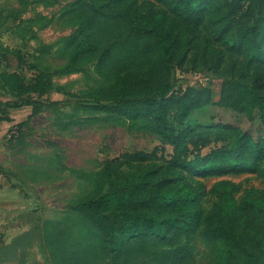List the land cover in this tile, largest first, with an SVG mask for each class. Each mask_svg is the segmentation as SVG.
<instances>
[{"label": "rangeland", "instance_id": "1", "mask_svg": "<svg viewBox=\"0 0 264 264\" xmlns=\"http://www.w3.org/2000/svg\"><path fill=\"white\" fill-rule=\"evenodd\" d=\"M97 1L94 6L89 0H0V182L7 179L11 188L30 194L24 205L34 215V225L46 221L45 237L40 229L31 257L37 264H179L177 255L184 252L190 257L184 264H212L214 244L200 232L181 234L174 243H132L109 254L100 230L71 211L74 202L98 187L93 171L106 165H122L126 171L128 161L121 157L139 152L160 163L171 151L150 120L130 121L93 109L98 97L121 77L152 68L155 36L147 42L144 27L167 8L156 0ZM180 1L174 0L171 8ZM231 8L239 15L249 9L247 4ZM199 22L196 18L191 23L164 24V34L184 47V61L173 67L171 84L177 96L189 90H214L217 100L220 89L237 80L232 69L245 62L216 22L209 16ZM86 35L98 51L78 59L77 44ZM193 73H198V80ZM10 74L23 82L22 92L11 90ZM168 117L176 135L187 143L211 140L198 152L201 158L232 144L231 132L211 127L214 118L229 117L217 105L195 110L184 124L176 110ZM209 162L183 172L186 181L199 189L204 214L218 202L209 191L222 180L240 185L237 199L264 195V177L249 171H202ZM260 163L264 168V156ZM83 173L92 175L91 181H84ZM7 226L0 223V241Z\"/></svg>", "mask_w": 264, "mask_h": 264}, {"label": "trees", "instance_id": "2", "mask_svg": "<svg viewBox=\"0 0 264 264\" xmlns=\"http://www.w3.org/2000/svg\"><path fill=\"white\" fill-rule=\"evenodd\" d=\"M89 1L97 6V0ZM156 1L167 11L148 20L144 27L147 42L152 34L155 36L152 68L121 77L112 90L98 97L99 104L93 109L130 121L150 120L165 143L173 147L172 153L160 163H152L148 153L125 154L121 159L128 161L126 171L122 165H106L93 172L99 178L98 187L74 202L71 211L100 230L109 254L132 243H174L181 234L200 232L214 244L212 264H264V195L237 199L240 185L222 180L209 191L218 202L204 214L199 189L188 183L183 174L209 160L202 171H249L264 177L260 163L264 156V0H181L175 8H171L174 0ZM232 4H247L249 9L245 15H239L232 11ZM199 12L203 14L195 16ZM207 16L220 27L226 42L233 43L235 54L245 64L232 69L237 80L223 86L217 100L214 90H189L177 96L171 77L173 67L184 61V47L164 34V24L191 23L198 18L197 25H201ZM76 51L77 58L82 59L98 48L86 35ZM7 83L13 91L24 90L23 82L15 74L7 77ZM207 105H217L229 113L227 118H214L211 127L231 132L232 144L201 158L198 152L209 146L211 140L199 138L196 143H187L176 135L168 116L176 110L179 122L184 124L195 110ZM85 174L81 178L91 181L92 175ZM188 258L184 252L177 255L179 264Z\"/></svg>", "mask_w": 264, "mask_h": 264}, {"label": "crops", "instance_id": "3", "mask_svg": "<svg viewBox=\"0 0 264 264\" xmlns=\"http://www.w3.org/2000/svg\"><path fill=\"white\" fill-rule=\"evenodd\" d=\"M2 135L3 133L0 132V137ZM6 180L2 179L0 182L4 185V188L0 187V220L2 217L5 218L0 223L8 225L5 228V237L0 241V264H37V259L31 257L32 251L38 245L40 229L42 239L43 236L45 237L46 221L40 223L38 220L37 226L34 225V215L31 216L27 206L24 205L27 204L24 201L28 200L27 195L30 194H22L18 191L20 189L11 188ZM35 200L38 201V196ZM44 245L46 246L45 239Z\"/></svg>", "mask_w": 264, "mask_h": 264}, {"label": "built area", "instance_id": "4", "mask_svg": "<svg viewBox=\"0 0 264 264\" xmlns=\"http://www.w3.org/2000/svg\"><path fill=\"white\" fill-rule=\"evenodd\" d=\"M198 76H199L198 73H193V75H192V77H193L195 80H198V79H199Z\"/></svg>", "mask_w": 264, "mask_h": 264}]
</instances>
